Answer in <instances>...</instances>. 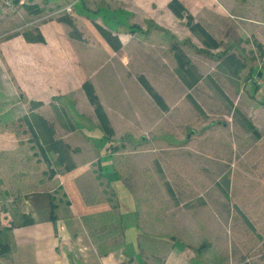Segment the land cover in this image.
Listing matches in <instances>:
<instances>
[{
  "label": "rangeland",
  "instance_id": "374dc122",
  "mask_svg": "<svg viewBox=\"0 0 264 264\" xmlns=\"http://www.w3.org/2000/svg\"><path fill=\"white\" fill-rule=\"evenodd\" d=\"M76 1L27 0V5H40L41 12L35 13L19 10L15 0H0V9L6 7L3 22L15 25L5 37L20 33L43 45L30 50L46 51L27 70L23 60H29H20L21 80L13 81L22 104L16 107L21 115L26 108L41 109L36 117L48 116L65 153L58 163V154L48 150L44 138L34 137L29 125L36 119L30 115L26 123L7 124L18 134V143L25 131L30 133L27 141L21 140L22 149L0 156V174H38L42 188L52 191L57 212L71 215L86 196L75 184L79 173L95 169L99 179L116 183L104 190L122 217L116 219L114 212L112 223L105 221L108 229H133L137 222L149 236L157 233L192 248L200 264H264V0H180L220 48H208L187 18L170 19L163 0H149L153 4L146 12L148 5L130 0L136 17L123 20L127 26H112L124 44L120 51L105 41L93 19L67 9ZM107 1L113 7L128 3ZM104 2L86 0L97 14ZM71 16L78 17L77 33L65 22ZM94 19L109 25L102 17ZM131 24L138 32L128 29ZM174 45L189 57V70L180 67ZM65 48L69 58L60 53ZM41 71L52 79L53 91L59 83L70 89L46 97L50 94ZM143 75L167 110L143 87ZM87 82L96 89L111 131L101 125L84 89ZM15 140L9 141L12 147ZM95 172L90 178L96 179ZM50 184L54 187L44 186ZM37 189L0 183V216L11 198ZM112 202L106 197L104 207L111 208ZM11 203L3 227L11 222L7 217L13 219L11 226L20 222ZM100 209L94 201L93 211ZM117 232L119 243L123 234Z\"/></svg>",
  "mask_w": 264,
  "mask_h": 264
},
{
  "label": "crops",
  "instance_id": "0c3cea01",
  "mask_svg": "<svg viewBox=\"0 0 264 264\" xmlns=\"http://www.w3.org/2000/svg\"><path fill=\"white\" fill-rule=\"evenodd\" d=\"M34 1L38 2L39 0ZM171 1L163 0L162 4L168 7L167 15L173 20L177 16L169 6ZM106 2L103 5L111 10L113 8L115 10L124 9L132 14L131 16H127L126 20H133L136 17L132 11H136L137 9L135 6L129 4L130 0H127L128 3H125L126 8L118 5L113 7L110 1L106 0ZM135 2H139V5H148L144 12L153 4L149 0H135ZM26 3L27 0H20V3L16 4V7L19 10H24L25 8L27 11L25 7ZM0 6H2V3ZM153 7L155 6L153 5ZM5 10V6L3 9H0V140L2 139L6 142H0V156L6 157L13 151L22 149L20 147L21 140L23 142L27 141L29 139L28 133H30L29 131L23 133L22 131L24 135L22 136L23 138L20 137L21 139L18 143V134H14L12 127L8 125L15 120L21 119L26 123L28 119H31V116L37 115L41 111V109H38L36 111L38 113H36V109L26 108V115H21L18 107H16L19 103L22 104V100L18 102L20 98L18 85L16 86V83L13 81L14 79L21 80L23 69L18 67L20 66L19 62L21 59H28L29 62L23 60L24 68L27 70L33 61H37V58H43V52L46 51L38 54L30 50V48L38 50L37 47L43 45L40 42H29L28 38L22 36L20 33L8 34L5 37L6 30H11L15 26L12 21L3 22L5 16L1 15V13ZM60 53L69 58V52L66 48ZM1 54L5 56L6 62L2 59ZM9 68L11 71H9ZM76 74L75 72L72 73V75ZM76 78H78L76 81H82L81 77ZM40 79L46 85V89H49L48 94L50 95L46 97L59 93L57 90L60 88L64 89V91L70 89L61 86L59 83L56 84L58 87L53 91L52 85L54 86L55 84L51 82V78H46L43 71H41ZM15 107L16 109L13 110ZM42 116L49 120L46 114ZM15 138L17 140L14 141V144L15 142L18 144L12 147L9 141ZM19 163H22V161ZM91 172H95V169L87 171L84 174L78 172L79 178L76 176V187L84 189L86 193V196H83L82 200L76 202V214L67 215L61 211L59 213L56 211V217L52 215L54 206L52 191L42 188L43 185L38 183L42 180H38V174H36V177L30 176L28 170L13 173L12 178L0 174V183L3 187L40 188L19 194L18 198L10 199L11 202H14L13 216L18 217V220H20L17 225L11 226L13 221L11 217H7L6 221L11 220V222L4 227L1 223L3 218H5L3 215L6 214L7 207H10L12 204L11 202L5 207V211L2 212L0 216V240L9 244L12 249L8 254H0V264H200V259L192 248L179 246L170 239L158 237L157 233L149 236L141 227H137V222L133 229H138L140 231L138 233H134L132 228L125 230L120 225H115V228L108 229L105 221L107 219L109 223H112L111 218L113 216H110L114 212H118V215L114 214L116 219L122 217L119 213L118 204H113V197H108L104 190L110 185H116V183L112 181L105 183L97 177L96 172V179L90 178ZM44 186L54 187L52 184ZM106 197L112 202L113 206L111 208L104 207ZM94 201L100 202L101 209L99 211H93ZM101 212L107 215L103 216ZM23 216L32 217L34 223L24 224ZM116 219L113 220L114 223L117 222ZM131 223H134V221ZM118 229L123 234V238L119 240V243L115 237V233L116 236H119L120 232H117Z\"/></svg>",
  "mask_w": 264,
  "mask_h": 264
},
{
  "label": "trees",
  "instance_id": "16d2710c",
  "mask_svg": "<svg viewBox=\"0 0 264 264\" xmlns=\"http://www.w3.org/2000/svg\"><path fill=\"white\" fill-rule=\"evenodd\" d=\"M34 1V0H32ZM47 2H52V1H59V0H45ZM16 4L20 3V0H15ZM104 4V3H103ZM40 5L37 3H34L33 5H25L27 8V11L30 10L35 13L41 12V8L39 7ZM171 10L174 12V14L179 17V18H187L188 19V25L193 30L194 32L199 33L203 38L204 42L207 45L208 48H220L221 43L199 22H195V18L193 14H191L188 9L185 7V5L180 1V0H173L169 4ZM72 11L75 12V14L79 17H87L90 18L91 20L93 19V22L95 24V27L97 28L98 32L100 35L107 41V43L114 49V51H120L123 47V42L120 39L118 35L114 34V29L112 26H127V23H124L123 20L126 19L127 16H131L129 12L125 11L124 9L120 10H111L108 7H100V12L97 14V12H92L90 9L87 7L86 0H77L73 5H71ZM99 11V10H98ZM110 15V16H109ZM99 16L104 18L105 21L108 22L110 27H103L96 23V20L94 17ZM75 18L78 17H73L71 16L70 18L66 17L65 22L70 25L72 28L75 29L77 33V28H76V23H75ZM77 22V21H76ZM136 25H130L128 29H131L132 32H135L137 30ZM84 34L82 33L78 34L79 39L84 37ZM28 38V36H27ZM30 38V37H29ZM34 40V39H32ZM38 41H41L43 39L37 38ZM98 40V39H95ZM174 52L176 55V58L178 60V63L180 64V67L183 70H189V67L191 62L189 57L179 49L177 45H174ZM140 80L143 84V87L146 89V91L149 92V94L152 96V98L156 101V103L164 110H167L168 105L166 104L164 98L154 89L150 81L145 77L144 75L140 77ZM84 89L88 95L89 100L91 101L92 104L96 106V114L98 115V118L101 122L102 127H104L105 130L111 131L110 126H109V118L107 113L105 112L99 96L96 94V89L94 85L91 82H87L84 84ZM34 110V109H32ZM37 115H33V117L36 119V124L31 123L29 125L31 129L33 130L34 137L35 135H38L39 139H43L46 141L45 145L48 146V150L50 152H54L58 154V163L64 162V148L63 145L58 141V138L55 136V130L53 128L52 123L45 119L44 117H36ZM53 198V197H52ZM54 202V198H53ZM56 211L57 208L55 205L53 206V213L52 215L56 217ZM22 219L24 220V224H33L34 219L32 217H27L23 216ZM15 226V225H14ZM174 243L178 244L179 246L184 247V245H181L177 241H174ZM11 246L7 243L0 242V254L5 255L11 252Z\"/></svg>",
  "mask_w": 264,
  "mask_h": 264
},
{
  "label": "built area",
  "instance_id": "2783aa9c",
  "mask_svg": "<svg viewBox=\"0 0 264 264\" xmlns=\"http://www.w3.org/2000/svg\"><path fill=\"white\" fill-rule=\"evenodd\" d=\"M67 9H68L69 11H71V10H72V7L70 6V7H68Z\"/></svg>",
  "mask_w": 264,
  "mask_h": 264
}]
</instances>
